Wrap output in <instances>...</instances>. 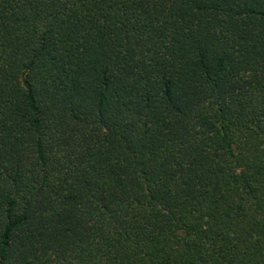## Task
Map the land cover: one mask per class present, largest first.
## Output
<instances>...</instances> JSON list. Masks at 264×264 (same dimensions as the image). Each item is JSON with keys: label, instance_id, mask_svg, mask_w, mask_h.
Segmentation results:
<instances>
[{"label": "trees", "instance_id": "trees-1", "mask_svg": "<svg viewBox=\"0 0 264 264\" xmlns=\"http://www.w3.org/2000/svg\"><path fill=\"white\" fill-rule=\"evenodd\" d=\"M0 264H264V0H0Z\"/></svg>", "mask_w": 264, "mask_h": 264}]
</instances>
